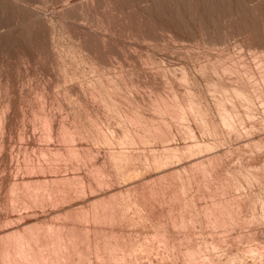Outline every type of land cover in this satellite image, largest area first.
Segmentation results:
<instances>
[{
  "label": "rangeland",
  "instance_id": "1",
  "mask_svg": "<svg viewBox=\"0 0 264 264\" xmlns=\"http://www.w3.org/2000/svg\"><path fill=\"white\" fill-rule=\"evenodd\" d=\"M155 1L0 0V264H264V0Z\"/></svg>",
  "mask_w": 264,
  "mask_h": 264
},
{
  "label": "bare ground",
  "instance_id": "2",
  "mask_svg": "<svg viewBox=\"0 0 264 264\" xmlns=\"http://www.w3.org/2000/svg\"><path fill=\"white\" fill-rule=\"evenodd\" d=\"M160 1H161V0H160ZM160 1L157 2V0H156L155 2L159 3ZM162 1H163V0H162ZM162 1H161V2H162ZM174 1H175V0H174ZM176 1H177V0H176ZM182 1H183V0H182ZM210 1H211V0H210ZM153 2H154V1H153ZM186 2H187V1H186ZM200 2H201V1H200ZM172 3H173V2H172ZM175 3H176V2H175ZM203 3H205V2H203ZM162 4H163V3H162ZM173 4H174V3H173ZM176 4H177V3H176ZM188 4H189V3H188ZM201 4H202V3H201ZM213 4H214V3H213ZM237 4H239V3H237ZM160 5H161V4H160ZM178 5H179V4H178ZM178 5H177V6H178ZM209 5H210V4H209ZM204 6H206V5H204ZM215 6H216V5H215ZM154 7H155V6H154ZM158 7H159V6H158ZM160 7H162V6H160ZM164 7H165V6H164ZM175 7H176V6H175ZM183 7H184V6H183ZM190 8H191V6H190ZM209 8H211V7H209ZM215 8H216V7H215ZM157 9H158V8H157ZM159 9H160V8H159ZM159 9H158V10H159ZM171 9H172V8H171ZM178 9H179V7H178ZM178 9H177V10H178ZM204 9H205V7H204ZM211 9H212V8H211ZM160 10H161V9H160ZM160 10H159V11H160ZM162 10H163V9H162ZM202 10H203V9H202ZM202 10H201V11H202ZM156 11H157V10H156ZM159 11H157V12H159ZM179 11H180V10H179ZM212 11H213V10H212ZM210 12H211V11H210ZM160 13H161V12H160ZM169 13H170V12H168V14H169ZM174 13H175V12H174ZM186 14H187V13H186ZM204 14H205V12H204ZM162 15H164V14H162ZM177 15H178V14H176V16H177ZM179 15H181V14H179ZM182 15H183V14H182ZM164 16H165V15H164ZM171 16H172V15H171ZM188 16H189V15H188ZM178 17H179V16H178ZM181 17H182V16H181ZM179 18H180V17H179ZM182 19H183V18H182ZM176 20H177V18H176ZM183 20H184V19H183ZM173 21H174V20H173ZM183 23H184V22H183ZM186 23H187V21H186ZM177 24H178V23H177ZM182 26H184V25L182 24ZM184 29H185V28H184ZM184 29H183V30H184ZM185 32H186V31H185ZM186 33H187V32H186Z\"/></svg>",
  "mask_w": 264,
  "mask_h": 264
}]
</instances>
